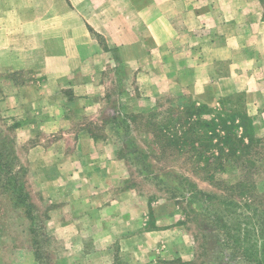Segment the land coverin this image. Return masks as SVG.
<instances>
[{
  "label": "rangeland",
  "instance_id": "374dc122",
  "mask_svg": "<svg viewBox=\"0 0 264 264\" xmlns=\"http://www.w3.org/2000/svg\"><path fill=\"white\" fill-rule=\"evenodd\" d=\"M193 1L197 7L191 10L208 2L245 0ZM246 2L251 6L258 2L264 9V0ZM149 46L154 49L155 42ZM173 50L152 64L168 66L155 67L165 73L153 78L139 75L151 69L149 63L135 66L126 61L124 51L117 50L103 76L83 78L88 84L85 93L64 82L45 85L46 78L30 74L13 76L15 85H9L10 76L0 75V166L4 167L0 168V264H83V248L87 250L83 242L93 245V231L80 230V225L86 228L95 211L84 215L81 200L96 189L111 190L94 186L102 168L107 178L121 179L114 194L133 190L149 198L148 228L157 229L159 222L161 229L180 227L188 234L194 260L169 264H232L231 252H226L227 258L222 254L228 232L223 225L235 235L262 229L264 137L257 136L256 117H249L247 93H232L215 105L197 103L198 93L190 86L192 61ZM215 68L222 70L220 63ZM192 106L209 108L204 118L218 124L213 140L197 142L195 151L168 146L158 137L159 125L168 127L164 134L169 138L182 136L190 128L182 124ZM83 130L94 135V146L83 139ZM199 134L204 136L203 130ZM107 147L110 151L102 153ZM79 148L92 154L85 153L83 160ZM181 177L215 199L206 203L201 194L184 195L175 188H180ZM90 180L93 184L83 188ZM167 184L182 196L173 197ZM17 189L30 210L17 199ZM71 198L78 207L73 213L68 211ZM70 223L78 228L70 230ZM114 257L116 264H134L131 253L119 244Z\"/></svg>",
  "mask_w": 264,
  "mask_h": 264
},
{
  "label": "crops",
  "instance_id": "0c3cea01",
  "mask_svg": "<svg viewBox=\"0 0 264 264\" xmlns=\"http://www.w3.org/2000/svg\"><path fill=\"white\" fill-rule=\"evenodd\" d=\"M193 6L197 7L193 0H0V75L10 76L9 85H15L13 76L30 74L46 78L45 85L59 81L85 93L88 84L83 78L89 76L91 81L93 76H103L114 62L113 52L124 51L126 61L135 66L149 63L151 69L139 75L153 78L165 73L155 67L168 66L152 64L163 61L174 48L194 66L190 83L193 93H198L194 101L215 105L217 99L245 91L249 117H256L257 136L264 137L263 7L246 0L208 2L191 10ZM152 40L154 49L149 46ZM218 63L220 72L215 68ZM233 68L239 72H232ZM83 139L91 140L93 146L96 142L86 130ZM105 149L110 151L107 147L101 152ZM78 151L83 160L85 153L92 154L88 148ZM103 172L102 168L103 177L94 186L111 190L96 189L81 200L84 215L95 211L86 228L80 225V230L93 231V245L83 242L87 248H83V264H116L118 244L131 253L134 264L194 260L193 245L184 230L161 229L159 222L157 229L148 228L149 198L133 190L114 194L121 179L107 178ZM91 183H83V188ZM70 201L68 211L73 213L78 207ZM67 227L73 230L70 227L78 225Z\"/></svg>",
  "mask_w": 264,
  "mask_h": 264
},
{
  "label": "trees",
  "instance_id": "16d2710c",
  "mask_svg": "<svg viewBox=\"0 0 264 264\" xmlns=\"http://www.w3.org/2000/svg\"><path fill=\"white\" fill-rule=\"evenodd\" d=\"M209 111L210 110L207 106L189 107L186 113L187 117L185 119V122L182 125L183 126L189 125L190 128L185 133H183L182 136L177 134L176 135L177 138H169L167 135L164 134L166 133L165 129H167L168 127L165 125H164L165 127H163V125L162 126L159 125L158 129L160 130V134L158 137L165 140L168 146H172V147L176 146L178 149L181 147V151H183L185 148H190L193 151H195L196 149L194 145L197 142H205V140L209 142L213 140L212 135L216 132V129L218 127V124H216L214 120H207L204 118L206 114H210ZM199 130H203L204 136L199 134ZM231 140L232 138H227V141L230 142ZM257 141L260 142L261 139H258ZM233 153L234 155H236L235 150L233 151ZM248 161L253 163L252 159ZM0 168L4 170V167L2 168L0 166ZM213 178L214 177H212V179ZM176 179L178 180V177H176ZM175 188L178 191H181V193L184 192V195L185 193H187V195L191 198L197 194H201V196H203L204 201L206 203H211V201L215 199V196H212L211 194L204 193L201 191L199 192L196 189L195 184H193L186 177H181L180 188L177 186H175ZM167 189L171 191L172 193H174L172 195L173 197L178 198L181 195V194L179 195L177 190H174L172 189L171 186H168V184H167ZM15 191L17 193V199L23 202L21 203L23 204V207H25V209H29L28 205L25 204L27 201L26 199L25 200L22 199L19 189ZM223 204H225L224 206L233 205L235 207H239L238 204H233L232 202H224ZM30 218L33 219L31 215H30ZM222 221H223V218L221 217V222ZM223 226L228 228V232L227 230L225 231L227 240H226V244H223L221 246L223 249L222 254L224 253V255H226V258L228 255H229L228 256L229 258L233 257L232 264H264V225L262 229L257 230V232H255V230H246L244 233L241 230L244 233V237L241 236L242 232L237 231L236 235L234 233L231 234V232H229V227L227 225H223ZM220 234H222V232H220ZM228 251L231 253L227 255L226 252Z\"/></svg>",
  "mask_w": 264,
  "mask_h": 264
}]
</instances>
